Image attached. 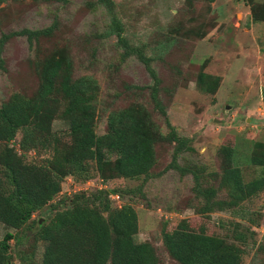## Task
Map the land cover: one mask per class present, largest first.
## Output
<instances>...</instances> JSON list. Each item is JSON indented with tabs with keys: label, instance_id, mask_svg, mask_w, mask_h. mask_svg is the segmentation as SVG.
Wrapping results in <instances>:
<instances>
[{
	"label": "rangeland",
	"instance_id": "rangeland-1",
	"mask_svg": "<svg viewBox=\"0 0 264 264\" xmlns=\"http://www.w3.org/2000/svg\"><path fill=\"white\" fill-rule=\"evenodd\" d=\"M112 1L130 45L141 47L151 59L169 123L178 136L190 140L189 145L176 156L177 168H169L174 144H156V164L146 181L143 177L104 181L97 177L94 162L88 161L92 179L80 184L84 175H66L61 192L31 221L47 223L53 214L50 207L60 203L59 209H64L78 190L118 191L112 195L119 200L110 199V206L134 208L138 233L132 241L151 243L159 264L175 263L161 238L163 231L178 228L238 245L243 252L241 264L263 263L264 192L235 208L201 214L205 201L195 192L193 174L201 189L215 191L217 201L228 199L227 190L220 186L224 168H239L244 183L264 176V168L250 160L253 143H264V23L246 15L251 2L264 0ZM109 19L96 0H7L0 4V104L14 93L32 97L40 84L37 67L49 57L64 55L71 63L72 77L93 84L98 136L105 134L110 113L137 106L167 135L165 120L149 97L151 77L137 59L122 57L114 36H105ZM47 28L49 34L32 43L16 34ZM201 74L218 77L214 93L206 90V82L211 84L212 79H201ZM67 127V122L54 119L52 134L62 138ZM20 136L12 146L18 148ZM52 149L31 150L26 161L41 165L60 161L61 153ZM28 226L29 222L16 231L0 224V240L6 233L14 235L9 242L11 264L40 262L44 243L34 242L32 236L25 238L30 235ZM239 234L244 236L242 242L234 240Z\"/></svg>",
	"mask_w": 264,
	"mask_h": 264
},
{
	"label": "trees",
	"instance_id": "trees-1",
	"mask_svg": "<svg viewBox=\"0 0 264 264\" xmlns=\"http://www.w3.org/2000/svg\"><path fill=\"white\" fill-rule=\"evenodd\" d=\"M5 1L0 0V4ZM96 1L110 17L105 36L116 38L123 58L134 57L145 66L152 80L148 86L149 97L169 132L163 135L148 112L137 106L110 113L105 134L98 136L92 82L86 78L74 79L71 63L64 55L44 60L37 67L40 84L36 93L32 97L14 93L0 104V224L19 231L29 222L30 235L25 238L32 236L34 242L44 243L40 262L30 264H159L151 243L132 241L138 233L134 208L129 204L119 208L110 206L109 196L118 191L75 192L64 209H59L60 203L50 207L53 214L47 223L39 225V221L31 218L61 192L66 175H84L80 184L92 179L88 176V161L94 162L97 177L104 181L139 177L146 181L156 164V144H174L171 168L176 167V156L190 142L178 136L169 123L159 98L160 80L151 59L141 47L130 45L124 36L114 2ZM249 8L253 22H264V3L251 2ZM50 31V28L23 30L16 34L26 36L32 43ZM206 78L212 79L211 84L206 82V90L214 93L218 77L201 74V79ZM54 119L67 122L65 135L69 142L64 140L65 135L60 138L52 134ZM18 134L21 136L16 148L11 143ZM49 147L57 155L61 153L60 161L45 165L26 161L29 151ZM111 156L115 157L113 161ZM250 158L252 165L264 168V143H253ZM196 175L193 174L195 192L205 201L201 214L235 208L264 192V176L244 183L241 170L229 166L224 168L220 182L227 190L228 199L217 201L213 189L199 187ZM13 238L12 233H6L0 240V264H11L9 242ZM243 238L239 234L234 240L242 242ZM161 241L174 264H241L242 249L219 237L178 228L163 231Z\"/></svg>",
	"mask_w": 264,
	"mask_h": 264
},
{
	"label": "crops",
	"instance_id": "crops-1",
	"mask_svg": "<svg viewBox=\"0 0 264 264\" xmlns=\"http://www.w3.org/2000/svg\"><path fill=\"white\" fill-rule=\"evenodd\" d=\"M249 11H250V9L246 12V15L248 14V15H249V18L252 19V18H251V13H250ZM246 15H245V16H246ZM259 23H264V22H259ZM262 101H263V98L260 97V98L258 99V102H259L260 104H262V103H263ZM259 103H258V104H259ZM258 106H259V105H258Z\"/></svg>",
	"mask_w": 264,
	"mask_h": 264
},
{
	"label": "built area",
	"instance_id": "built-area-1",
	"mask_svg": "<svg viewBox=\"0 0 264 264\" xmlns=\"http://www.w3.org/2000/svg\"><path fill=\"white\" fill-rule=\"evenodd\" d=\"M76 192H79V190L78 191H76ZM73 193H75V192H73ZM110 197V199H112V200H119V197H118V195H110L109 196Z\"/></svg>",
	"mask_w": 264,
	"mask_h": 264
},
{
	"label": "water",
	"instance_id": "water-1",
	"mask_svg": "<svg viewBox=\"0 0 264 264\" xmlns=\"http://www.w3.org/2000/svg\"><path fill=\"white\" fill-rule=\"evenodd\" d=\"M39 223H40V221H39Z\"/></svg>",
	"mask_w": 264,
	"mask_h": 264
}]
</instances>
